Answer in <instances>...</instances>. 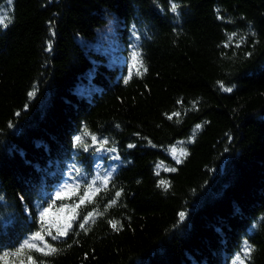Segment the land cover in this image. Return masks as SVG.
<instances>
[{
  "label": "trees",
  "instance_id": "obj_1",
  "mask_svg": "<svg viewBox=\"0 0 264 264\" xmlns=\"http://www.w3.org/2000/svg\"><path fill=\"white\" fill-rule=\"evenodd\" d=\"M5 14L0 255L77 169L91 181L94 151L73 147L87 128L119 156L109 187L80 211H94L88 231L45 237L58 251L30 253L36 264H234L244 241L246 264H264V0H0ZM133 51L142 75L125 84ZM160 162L177 171L157 176Z\"/></svg>",
  "mask_w": 264,
  "mask_h": 264
},
{
  "label": "snow or ice",
  "instance_id": "obj_2",
  "mask_svg": "<svg viewBox=\"0 0 264 264\" xmlns=\"http://www.w3.org/2000/svg\"><path fill=\"white\" fill-rule=\"evenodd\" d=\"M9 4L11 0H8ZM178 5L176 3L171 4L170 10L176 12ZM5 20H8L7 15H0V25L7 27ZM236 34L233 33L228 37V40L231 41ZM228 47L226 43L224 45ZM239 47V44L236 45ZM50 50V48L48 49ZM141 54L138 51H133L131 53V65L128 68V74L124 77L123 82L125 84L129 83L133 76V70L137 76L142 75L140 69L143 68L142 60L140 59ZM146 71V69H144ZM220 89L223 92H231L232 89L225 87L222 83L220 84ZM29 99L35 96V91L28 92ZM181 103V101H177ZM16 115H19L17 113ZM180 112H173L170 115H167L168 120H172L173 117H179ZM179 123V120H177ZM11 127V125H9ZM201 128L200 124L195 125L193 130V136L189 138L188 142H192L195 132ZM91 138V144L85 143L83 137ZM184 141H178L176 145H173L167 149L172 158L175 160L176 164L182 162L183 157L188 156V152L181 146ZM109 144V141L106 138H98L96 135H92L88 132L87 128H84L81 135H76L73 141V147H83L85 152H88L90 149L96 153L101 152H110L115 153V147H106ZM151 144V141H149ZM128 148H134V144L127 145ZM155 147V145H152ZM114 160H118L119 156H112ZM155 174L160 175V171L165 172H175L177 169L175 167H166L163 162L157 163L155 165ZM114 169L107 171L103 174L97 173L94 178L89 182L88 179H79L81 176V171L76 170L75 177H69V181H66L62 186H59L53 193L49 194L46 207L41 206L37 216V223L39 224V230L32 232L28 235L19 245L16 247L15 251L4 252L0 255V261H3L4 264H8V258L11 257L18 264H36V260L30 254L32 252L40 253L44 256H49L58 251L57 248L53 247L48 243L45 237H49L52 241L61 240L65 237H68L71 232L74 231V225L78 224L79 229L84 232L88 231L86 225H88L90 220L94 219V211H88L86 215L80 218V211L89 204L94 202V198L102 191L106 190L109 187L111 177L113 175ZM83 185V188H82ZM157 187L167 191L170 187L169 181L165 179H160L158 181ZM121 196V191L115 192V198L109 201L107 207H111L117 203V199ZM23 200V197H21ZM70 200L71 203H64L65 201ZM50 201V202H48ZM59 202V203H58ZM27 211V209H25ZM107 210V208L105 209ZM100 214V213H97ZM179 220L183 221L186 217V213L181 211L179 214ZM114 231H119L117 221L110 220L108 222ZM253 247L248 244L247 241H244V246L241 249L240 254H237L235 257L234 264H246V260L251 259V253ZM43 264V261H41Z\"/></svg>",
  "mask_w": 264,
  "mask_h": 264
},
{
  "label": "rangeland",
  "instance_id": "obj_3",
  "mask_svg": "<svg viewBox=\"0 0 264 264\" xmlns=\"http://www.w3.org/2000/svg\"><path fill=\"white\" fill-rule=\"evenodd\" d=\"M112 156H114L112 153L106 152V151L101 152V153L94 152V156H93L94 163H93V170H92V173H93L92 178H94L97 173L103 174V173L111 170V168L113 167L112 163L114 161H116V160L111 158ZM104 160H106V164H104V162H105Z\"/></svg>",
  "mask_w": 264,
  "mask_h": 264
}]
</instances>
